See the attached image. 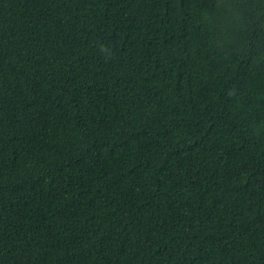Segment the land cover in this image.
<instances>
[{
	"label": "trees",
	"instance_id": "1",
	"mask_svg": "<svg viewBox=\"0 0 264 264\" xmlns=\"http://www.w3.org/2000/svg\"><path fill=\"white\" fill-rule=\"evenodd\" d=\"M0 264H264V0H0Z\"/></svg>",
	"mask_w": 264,
	"mask_h": 264
},
{
	"label": "bare ground",
	"instance_id": "2",
	"mask_svg": "<svg viewBox=\"0 0 264 264\" xmlns=\"http://www.w3.org/2000/svg\"><path fill=\"white\" fill-rule=\"evenodd\" d=\"M99 100V99H98ZM109 237V236H108ZM116 253V252H115Z\"/></svg>",
	"mask_w": 264,
	"mask_h": 264
}]
</instances>
